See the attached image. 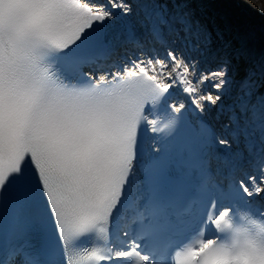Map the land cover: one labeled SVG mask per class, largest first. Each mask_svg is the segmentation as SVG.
I'll return each instance as SVG.
<instances>
[{"label": "snow or ice", "instance_id": "obj_1", "mask_svg": "<svg viewBox=\"0 0 264 264\" xmlns=\"http://www.w3.org/2000/svg\"><path fill=\"white\" fill-rule=\"evenodd\" d=\"M0 264H264V58L191 0H0Z\"/></svg>", "mask_w": 264, "mask_h": 264}, {"label": "bare ground", "instance_id": "obj_2", "mask_svg": "<svg viewBox=\"0 0 264 264\" xmlns=\"http://www.w3.org/2000/svg\"><path fill=\"white\" fill-rule=\"evenodd\" d=\"M232 2L240 5H255L251 0H232ZM191 3H193L192 5L194 9H199L202 7L203 13L210 14L209 11L217 13H211V15H215L216 19L212 24L209 25L215 27L214 31L219 30V32L223 35L225 41L230 42L233 48L239 49L246 55H250L256 58L259 57V54H262L264 56V38L259 43L255 40L249 41L246 37V30L241 28V25L243 24L242 21L234 18L233 15L230 14V12L219 10V7H221L224 3L222 0H191ZM256 6L258 5H255V7ZM255 7L253 6L252 8ZM196 13L197 15H199V12ZM257 18H260V16ZM247 21H252V23L257 22V20H252L250 18H248ZM223 28L226 29L222 31Z\"/></svg>", "mask_w": 264, "mask_h": 264}, {"label": "rangeland", "instance_id": "obj_3", "mask_svg": "<svg viewBox=\"0 0 264 264\" xmlns=\"http://www.w3.org/2000/svg\"><path fill=\"white\" fill-rule=\"evenodd\" d=\"M220 1V0H219ZM224 3L219 10H225L230 12L234 18L242 21L241 28L246 30V37L248 39L254 38L256 42H260V38L264 35V17H261L259 13L255 11V8L248 7V4L240 5L232 0H222ZM255 5L264 8V0H251ZM255 5H253L255 7ZM248 7V8H247ZM260 18H257L259 17ZM248 18L257 20V22L252 23V21H247ZM225 29L223 28L222 31ZM217 31V30H215ZM219 31V30H218ZM263 58V57H262Z\"/></svg>", "mask_w": 264, "mask_h": 264}]
</instances>
